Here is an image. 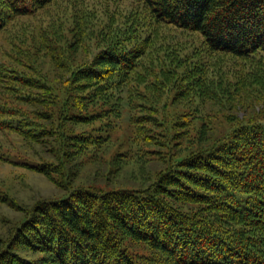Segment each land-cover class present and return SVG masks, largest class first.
Here are the masks:
<instances>
[{
    "label": "rangeland",
    "instance_id": "obj_1",
    "mask_svg": "<svg viewBox=\"0 0 264 264\" xmlns=\"http://www.w3.org/2000/svg\"><path fill=\"white\" fill-rule=\"evenodd\" d=\"M142 8L140 0H51L0 32V67L40 80V87L22 89L31 103H18L14 92L1 87L0 102L16 104L35 125L54 128L42 142L0 131V239L15 243L30 260L43 264L47 254L27 251L14 237L40 203L79 189L100 196L145 188L176 160L211 146L238 123H264V59L244 62L209 52L199 34L172 26L159 25L150 41L143 63L150 61L151 68L142 66L116 88L83 80L79 73L116 46L125 28H134L132 19L146 16ZM143 25L140 37L148 31ZM172 58L180 61L177 67ZM206 65L203 87L178 90L181 70ZM78 113L90 119L74 118ZM138 116L144 121L137 123ZM164 131L165 139L143 142ZM76 134L99 139L88 144ZM36 164L47 167V174ZM131 245L137 253H151L142 243Z\"/></svg>",
    "mask_w": 264,
    "mask_h": 264
},
{
    "label": "trees",
    "instance_id": "obj_2",
    "mask_svg": "<svg viewBox=\"0 0 264 264\" xmlns=\"http://www.w3.org/2000/svg\"><path fill=\"white\" fill-rule=\"evenodd\" d=\"M50 1L0 0V32ZM140 1L146 16L132 19L134 28H125L116 46L79 73L83 80L116 88L142 66L151 68L150 61L143 62L159 25L199 34L212 53L244 62L264 59V0ZM142 23L148 31L140 37ZM170 63L177 67L180 61L172 58ZM164 70L174 74L168 65ZM207 72V65L181 70L178 90L203 87ZM10 73L0 67L2 91L14 92L18 103H31L30 93L22 89L40 87V80ZM73 117L90 119L80 113ZM144 119L138 116L136 122ZM146 120L159 124L150 116ZM0 131L42 142L54 128L35 125L16 104L0 102ZM165 135L148 134L143 142L154 144ZM75 138L90 144L99 136ZM35 167L48 172L43 164ZM31 214L14 238L29 252L47 254L43 264H264V123H238L211 146L176 160L145 188L100 196L79 189L40 203ZM131 242L144 244L151 253H137ZM14 244L0 242V264L40 263L20 254Z\"/></svg>",
    "mask_w": 264,
    "mask_h": 264
}]
</instances>
